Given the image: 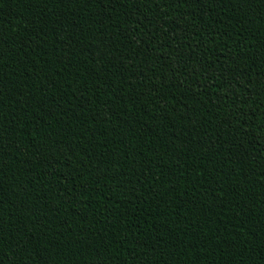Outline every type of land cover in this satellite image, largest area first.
<instances>
[{
    "label": "trees",
    "instance_id": "obj_1",
    "mask_svg": "<svg viewBox=\"0 0 264 264\" xmlns=\"http://www.w3.org/2000/svg\"><path fill=\"white\" fill-rule=\"evenodd\" d=\"M0 264H264V0H0Z\"/></svg>",
    "mask_w": 264,
    "mask_h": 264
}]
</instances>
